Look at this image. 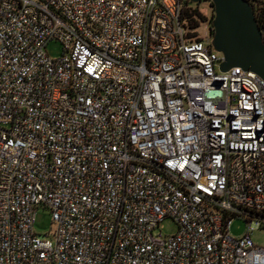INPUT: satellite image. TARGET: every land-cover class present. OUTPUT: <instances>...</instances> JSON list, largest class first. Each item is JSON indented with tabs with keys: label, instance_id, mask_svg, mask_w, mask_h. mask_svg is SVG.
I'll return each instance as SVG.
<instances>
[{
	"label": "built area",
	"instance_id": "2783aa9c",
	"mask_svg": "<svg viewBox=\"0 0 264 264\" xmlns=\"http://www.w3.org/2000/svg\"><path fill=\"white\" fill-rule=\"evenodd\" d=\"M188 2L0 0V264H264V82Z\"/></svg>",
	"mask_w": 264,
	"mask_h": 264
},
{
	"label": "water",
	"instance_id": "95a60500",
	"mask_svg": "<svg viewBox=\"0 0 264 264\" xmlns=\"http://www.w3.org/2000/svg\"><path fill=\"white\" fill-rule=\"evenodd\" d=\"M188 1L197 5L203 0ZM204 1H209L213 9L211 46L223 55L221 71L240 67L264 82V39L253 7L246 0Z\"/></svg>",
	"mask_w": 264,
	"mask_h": 264
},
{
	"label": "rangeland",
	"instance_id": "374dc122",
	"mask_svg": "<svg viewBox=\"0 0 264 264\" xmlns=\"http://www.w3.org/2000/svg\"><path fill=\"white\" fill-rule=\"evenodd\" d=\"M257 3H254V9L257 14H264V0H256ZM192 9L197 8L200 14L205 18L207 27L210 26V19L213 15V9L209 2L201 1L199 4L194 5L189 4ZM189 7V6H188ZM254 11V10H253ZM205 31L201 30V34L204 35ZM45 52L50 59H58L62 55V48L57 42H50L46 46ZM33 231L37 235H46L48 240H52V235L54 233V224L51 220V215L49 211L43 207H38L36 209V219L33 227ZM176 226L170 220L163 221L159 228L156 230L157 234L162 236H171L175 233ZM247 225L242 220H235L231 223L229 234L233 238L243 237L246 234ZM252 241L264 247V230L254 231L251 235Z\"/></svg>",
	"mask_w": 264,
	"mask_h": 264
},
{
	"label": "trees",
	"instance_id": "16d2710c",
	"mask_svg": "<svg viewBox=\"0 0 264 264\" xmlns=\"http://www.w3.org/2000/svg\"><path fill=\"white\" fill-rule=\"evenodd\" d=\"M246 1L249 2V4L253 7L255 20L258 24V27H259V29L262 33L263 39H264V14H259V13L257 14V12L255 11L254 3H257L256 0H246ZM207 2H209V1H207ZM189 4H190V2L186 3L187 8L184 11V16H185L184 18H185L189 28L195 29L198 27V22L195 21L194 18H197L200 22L205 21V18L200 14V12L197 10V8L192 9ZM212 19H213V15L210 19L211 29H212V25H211ZM211 35H213V31H211Z\"/></svg>",
	"mask_w": 264,
	"mask_h": 264
}]
</instances>
